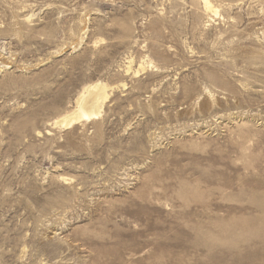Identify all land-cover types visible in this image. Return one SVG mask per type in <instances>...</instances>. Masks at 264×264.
<instances>
[{"label":"rangeland","instance_id":"rangeland-1","mask_svg":"<svg viewBox=\"0 0 264 264\" xmlns=\"http://www.w3.org/2000/svg\"><path fill=\"white\" fill-rule=\"evenodd\" d=\"M205 1L0 0V264H264V0Z\"/></svg>","mask_w":264,"mask_h":264},{"label":"bare ground","instance_id":"bare-ground-1","mask_svg":"<svg viewBox=\"0 0 264 264\" xmlns=\"http://www.w3.org/2000/svg\"><path fill=\"white\" fill-rule=\"evenodd\" d=\"M205 4L207 6V8H212V4L210 1L206 0ZM95 88H97V90L94 92L90 93V99H84L82 100L81 104L82 106H86L89 105L90 108H94L96 107L99 103H103L104 100H106L108 98V94L105 92V87L102 85H96ZM89 89V88H88ZM79 106V105H78ZM87 112V111H86ZM86 112L81 113L82 116H89ZM80 113V112H79ZM81 118V117H80Z\"/></svg>","mask_w":264,"mask_h":264}]
</instances>
